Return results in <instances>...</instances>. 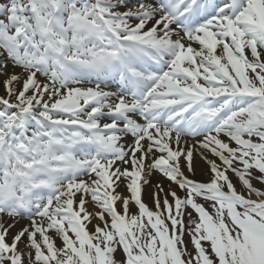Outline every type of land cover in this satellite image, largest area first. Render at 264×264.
<instances>
[{
    "label": "snow or ice",
    "instance_id": "1",
    "mask_svg": "<svg viewBox=\"0 0 264 264\" xmlns=\"http://www.w3.org/2000/svg\"><path fill=\"white\" fill-rule=\"evenodd\" d=\"M0 264H264V0H0Z\"/></svg>",
    "mask_w": 264,
    "mask_h": 264
},
{
    "label": "rangeland",
    "instance_id": "2",
    "mask_svg": "<svg viewBox=\"0 0 264 264\" xmlns=\"http://www.w3.org/2000/svg\"><path fill=\"white\" fill-rule=\"evenodd\" d=\"M2 92H3V88L2 86H0V94H2Z\"/></svg>",
    "mask_w": 264,
    "mask_h": 264
}]
</instances>
